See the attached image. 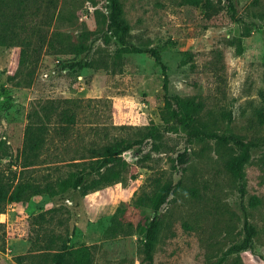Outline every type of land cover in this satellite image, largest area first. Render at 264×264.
I'll return each instance as SVG.
<instances>
[{
	"label": "rangeland",
	"instance_id": "1",
	"mask_svg": "<svg viewBox=\"0 0 264 264\" xmlns=\"http://www.w3.org/2000/svg\"><path fill=\"white\" fill-rule=\"evenodd\" d=\"M120 1L129 45L160 51L168 95L155 58L122 51L108 29L109 0H0V178L43 186L93 147L161 132L121 155L119 181L8 203L0 264H52L65 242L96 247V264H143L140 225L154 217L144 200L166 184L176 189L159 214L155 264H264V0ZM80 60L84 69L69 67ZM166 96L198 104L207 131L258 143L243 178L228 169L232 142L162 123ZM248 226L256 233L238 251Z\"/></svg>",
	"mask_w": 264,
	"mask_h": 264
},
{
	"label": "trees",
	"instance_id": "2",
	"mask_svg": "<svg viewBox=\"0 0 264 264\" xmlns=\"http://www.w3.org/2000/svg\"><path fill=\"white\" fill-rule=\"evenodd\" d=\"M110 1V15L108 18V29L119 39L123 44L122 48L126 53H150L155 61L161 65L164 76L165 84L164 88L166 95H168V76L167 66L162 62V56L157 49H144L137 46L129 45L130 37V25L124 17L123 4L120 0ZM196 5L200 4L199 0H189ZM249 35V31L245 34ZM83 49V46H81ZM241 51V45H240ZM72 69H84L85 62L80 60L69 65ZM201 107L191 99L179 97L177 103L166 96L165 106L161 111V120L166 126H172L178 124L186 126L191 129V133L195 138L200 139H214L221 143H233L238 147V155L234 156L228 162V169L234 176L243 178L246 164L251 158L252 150L258 147V143L253 141H247L245 138L237 137L234 135H221L216 131H207L205 126L199 124V113ZM63 123L73 125L75 123L74 116L64 114ZM70 127L63 125L62 130L66 132ZM140 138L137 139H120L113 143L105 144L101 147H93L89 150V154L83 158L74 159L71 165L80 167L77 171L70 172L67 176L59 178L55 181L46 182L43 186L39 184H33L29 181L19 182L15 186L5 182L0 178V213H3L8 203H19L26 198L39 194H48L50 197L61 196L70 190H78L80 188L85 190L99 189L109 183L119 181L122 178L121 166L122 157L125 152L131 150H138L146 140L158 139L160 137V128L157 125H153L147 128ZM42 145L37 141L31 152L33 157H39V150L42 149ZM89 158V160H85ZM80 160V161H78ZM78 161V162H76ZM179 165L183 168L189 163L190 156L188 152L180 153L177 159ZM96 177L90 182L87 181L88 176ZM176 186L172 184H166L162 186L156 195L148 197L144 200V203L153 210L154 217L147 224L140 225V234L143 235L141 239L142 253L144 258L143 264H155V251L157 246L158 234L160 231V211L165 204L168 203L170 197L174 194ZM248 239L245 244L238 247V251H244L248 249L251 244L252 237L256 233L255 228L252 226L247 227ZM96 247L94 246H82L79 248H69L65 242L62 246L51 255L52 264H96Z\"/></svg>",
	"mask_w": 264,
	"mask_h": 264
}]
</instances>
